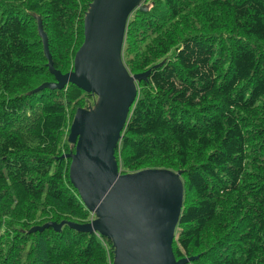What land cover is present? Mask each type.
<instances>
[{
    "label": "trees",
    "instance_id": "obj_1",
    "mask_svg": "<svg viewBox=\"0 0 264 264\" xmlns=\"http://www.w3.org/2000/svg\"><path fill=\"white\" fill-rule=\"evenodd\" d=\"M90 0H0V264H110L96 232L33 226L93 218L69 180L67 134L94 98L54 82L73 67ZM122 58L152 69L115 150L121 172L182 170L172 243L186 264H264V0H146Z\"/></svg>",
    "mask_w": 264,
    "mask_h": 264
},
{
    "label": "water",
    "instance_id": "obj_2",
    "mask_svg": "<svg viewBox=\"0 0 264 264\" xmlns=\"http://www.w3.org/2000/svg\"><path fill=\"white\" fill-rule=\"evenodd\" d=\"M147 11L146 0H90L83 18V41L73 67L61 73L53 66L42 20H37L47 67L54 82L45 87L62 89L69 83L89 93L93 103L73 114L67 142L69 180L86 209L88 222L63 220L33 226L28 233L63 226L103 235L111 242L110 264H186L199 256L176 258L172 243L183 206L182 170L145 168L121 172L115 150L136 100L138 84L152 69L131 74L122 58L127 22L135 11Z\"/></svg>",
    "mask_w": 264,
    "mask_h": 264
},
{
    "label": "rangeland",
    "instance_id": "obj_3",
    "mask_svg": "<svg viewBox=\"0 0 264 264\" xmlns=\"http://www.w3.org/2000/svg\"><path fill=\"white\" fill-rule=\"evenodd\" d=\"M68 135V134H67ZM66 138H67V136H66Z\"/></svg>",
    "mask_w": 264,
    "mask_h": 264
}]
</instances>
